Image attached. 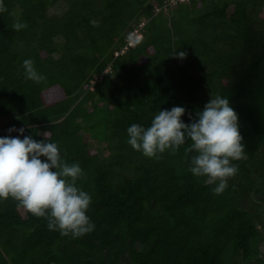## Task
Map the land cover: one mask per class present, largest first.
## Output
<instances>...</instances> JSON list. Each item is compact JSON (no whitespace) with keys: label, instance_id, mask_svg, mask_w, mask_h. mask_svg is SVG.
Listing matches in <instances>:
<instances>
[{"label":"trees","instance_id":"obj_1","mask_svg":"<svg viewBox=\"0 0 264 264\" xmlns=\"http://www.w3.org/2000/svg\"><path fill=\"white\" fill-rule=\"evenodd\" d=\"M3 3L0 138L23 139L12 127L38 142L47 133L79 163L95 228L62 236L0 201V264H264V0ZM17 21L27 27L13 30ZM134 27L141 39L114 57ZM25 59L43 81L25 77ZM217 95L238 113L247 156L222 194L189 171L190 141L160 159L128 143L132 124L177 106L189 124Z\"/></svg>","mask_w":264,"mask_h":264},{"label":"clouds","instance_id":"obj_2","mask_svg":"<svg viewBox=\"0 0 264 264\" xmlns=\"http://www.w3.org/2000/svg\"><path fill=\"white\" fill-rule=\"evenodd\" d=\"M6 11L0 0V13ZM91 23L98 26L96 21ZM26 27V23L19 21L13 24L16 31ZM141 36L139 28L130 30L125 43L114 51V57L135 47ZM173 55L183 59L187 53L181 51ZM22 67L27 79L36 83L45 79L31 59H25ZM110 71L109 62L101 74L91 76L89 89L92 90L94 83ZM184 114L185 108L177 106L159 111L148 128L132 124L127 129L128 143L145 157L160 159V154L174 153L190 141L185 148L186 155L192 154L189 171L204 178L207 185L217 184L213 191L222 194L228 181L239 171L233 161L247 159L238 113L229 99L217 95L195 114L196 118L189 114L191 123L183 122ZM8 131H18L24 138H0V201L14 200L35 217L46 219L49 230L59 231L62 236L78 238L92 232L95 225L87 215L92 198L77 186V181L85 177L79 163H67L61 157L57 143L45 142L47 133L38 142L25 136L23 127H12Z\"/></svg>","mask_w":264,"mask_h":264},{"label":"rangeland","instance_id":"obj_3","mask_svg":"<svg viewBox=\"0 0 264 264\" xmlns=\"http://www.w3.org/2000/svg\"><path fill=\"white\" fill-rule=\"evenodd\" d=\"M61 11H62V9L60 8V7H56V8H52L49 12H50V15H53V14H59V13H61ZM142 21L144 22L145 20L144 19H142ZM142 22V23H143Z\"/></svg>","mask_w":264,"mask_h":264}]
</instances>
